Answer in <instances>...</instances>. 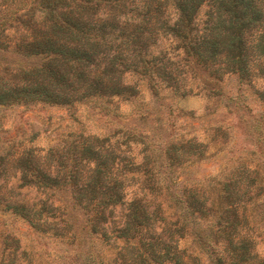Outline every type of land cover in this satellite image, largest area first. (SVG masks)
Here are the masks:
<instances>
[{
	"label": "rangeland",
	"instance_id": "1",
	"mask_svg": "<svg viewBox=\"0 0 264 264\" xmlns=\"http://www.w3.org/2000/svg\"><path fill=\"white\" fill-rule=\"evenodd\" d=\"M52 1L0 0V264H264V0L237 64L220 0L189 58L176 0Z\"/></svg>",
	"mask_w": 264,
	"mask_h": 264
},
{
	"label": "trees",
	"instance_id": "2",
	"mask_svg": "<svg viewBox=\"0 0 264 264\" xmlns=\"http://www.w3.org/2000/svg\"><path fill=\"white\" fill-rule=\"evenodd\" d=\"M46 1H48V5H46L47 8H53L56 6L52 0ZM211 1L212 0H176V2H174V10L176 11L177 22L173 26L172 30L176 33L177 39L182 44L180 49L184 50V54L188 58L193 56L192 54H194L193 52L195 50H200V48L203 49L207 42H209H200L201 38L198 34H195V32L201 23L198 16L201 14V12H203L204 6L208 7L210 5L209 7H211ZM220 2L225 7L224 10L221 8V11H223V13L220 16V20L223 25L229 24L227 26L228 30L223 33V45L227 46L230 51H237L238 53H232V55H234L235 57L236 64L241 63L243 57L241 50H244L243 42L245 32L246 30H250L253 28L251 24L256 22V25L258 22H260V18H262V13L258 5V1L220 0ZM146 14L149 15V12H147ZM256 17L259 18L255 19ZM205 20H207L208 22L206 21V23L203 24V33H207V31L212 28L210 25L213 22V13L206 14ZM235 28H238L239 31H234ZM211 30H213V28ZM208 48L209 53L212 50H214V52L216 53V50L218 49V47H211V45H209ZM220 51L225 54V51ZM215 57L216 56L214 55V58ZM77 62H83V60L80 59Z\"/></svg>",
	"mask_w": 264,
	"mask_h": 264
}]
</instances>
